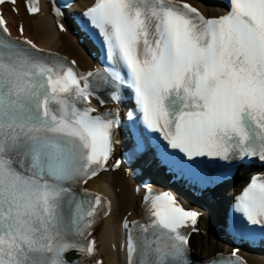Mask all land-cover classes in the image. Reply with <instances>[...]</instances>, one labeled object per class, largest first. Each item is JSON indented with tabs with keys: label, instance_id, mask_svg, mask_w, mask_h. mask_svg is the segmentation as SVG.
I'll use <instances>...</instances> for the list:
<instances>
[{
	"label": "snow or ice",
	"instance_id": "obj_1",
	"mask_svg": "<svg viewBox=\"0 0 264 264\" xmlns=\"http://www.w3.org/2000/svg\"><path fill=\"white\" fill-rule=\"evenodd\" d=\"M23 2L28 14L39 12L37 0ZM5 4L18 13V0ZM53 11L58 21L64 15ZM83 17L105 49L102 72L78 73L63 59L36 55L32 41L11 39L0 13V264H77L73 252L94 256L90 229L105 202L77 196L72 185L106 170L117 143V113L83 106L99 99L98 81L111 86L117 104L121 85L133 90L143 126L161 134L170 163L198 173L199 158L264 162V0H230L219 16L180 0H94ZM133 135L136 157L146 144L142 133ZM145 201L148 222L123 225L127 264H188L190 233L181 229L200 213L170 192ZM235 211L264 228V178L244 188Z\"/></svg>",
	"mask_w": 264,
	"mask_h": 264
},
{
	"label": "bare ground",
	"instance_id": "obj_2",
	"mask_svg": "<svg viewBox=\"0 0 264 264\" xmlns=\"http://www.w3.org/2000/svg\"><path fill=\"white\" fill-rule=\"evenodd\" d=\"M88 2V1H87ZM87 2L81 0L79 4H86ZM192 3L198 6L203 12L206 9H210L207 6H203L201 3L192 0ZM19 8L16 15H11L12 25L16 23L15 19H21L24 27V33L32 38L37 44L41 46H47L55 48L57 50L63 51L76 59V62L81 68L89 67L91 61L83 51V49L76 43L72 44V35L59 33L55 30L51 19L48 15L43 14L42 16H27L23 14L20 4H17ZM210 7V6H209ZM213 13L219 12L220 10L216 8L210 9ZM44 11V7H42ZM106 173H101L97 177L93 178L90 182L91 187L111 194V199H113V210L109 213L100 226L99 231V248L103 253L106 261L109 264H121V257L119 254L110 248V245L114 243V238L116 235V223L118 222L119 215L123 210H129L130 216H135L138 212V202L129 200L133 198L129 187L130 179L123 178L117 172H112L110 175ZM120 187V189L115 193L114 188ZM121 210V211H120ZM119 212L115 214V212ZM200 224L205 228V234H195L191 236L190 244L192 247V252L195 256L202 257L208 256L213 252L220 249L221 243L213 238L211 231L207 228L206 218L204 217ZM203 228V229H204ZM249 264H264L263 260L256 258L255 256H247Z\"/></svg>",
	"mask_w": 264,
	"mask_h": 264
}]
</instances>
